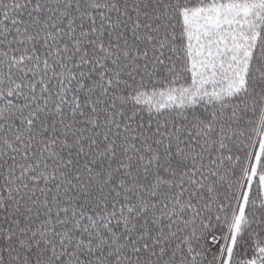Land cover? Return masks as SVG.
Wrapping results in <instances>:
<instances>
[{"label": "snow or ice", "instance_id": "snow-or-ice-1", "mask_svg": "<svg viewBox=\"0 0 264 264\" xmlns=\"http://www.w3.org/2000/svg\"><path fill=\"white\" fill-rule=\"evenodd\" d=\"M0 264H264V0H0Z\"/></svg>", "mask_w": 264, "mask_h": 264}]
</instances>
